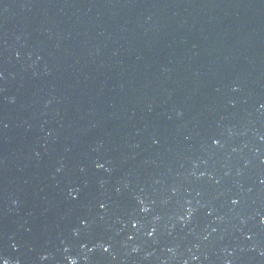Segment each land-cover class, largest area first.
<instances>
[{
  "label": "water",
  "instance_id": "1",
  "mask_svg": "<svg viewBox=\"0 0 264 264\" xmlns=\"http://www.w3.org/2000/svg\"><path fill=\"white\" fill-rule=\"evenodd\" d=\"M72 260L264 264V0H0V264Z\"/></svg>",
  "mask_w": 264,
  "mask_h": 264
},
{
  "label": "clouds",
  "instance_id": "2",
  "mask_svg": "<svg viewBox=\"0 0 264 264\" xmlns=\"http://www.w3.org/2000/svg\"><path fill=\"white\" fill-rule=\"evenodd\" d=\"M4 264H8V261H4ZM71 264H75V260H72Z\"/></svg>",
  "mask_w": 264,
  "mask_h": 264
},
{
  "label": "snow or ice",
  "instance_id": "3",
  "mask_svg": "<svg viewBox=\"0 0 264 264\" xmlns=\"http://www.w3.org/2000/svg\"><path fill=\"white\" fill-rule=\"evenodd\" d=\"M102 167V166H101ZM107 251V249H105Z\"/></svg>",
  "mask_w": 264,
  "mask_h": 264
}]
</instances>
